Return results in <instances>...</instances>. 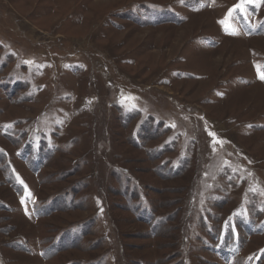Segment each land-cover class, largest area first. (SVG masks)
<instances>
[{
  "label": "rangeland",
  "instance_id": "374dc122",
  "mask_svg": "<svg viewBox=\"0 0 264 264\" xmlns=\"http://www.w3.org/2000/svg\"><path fill=\"white\" fill-rule=\"evenodd\" d=\"M264 0H0V264H264Z\"/></svg>",
  "mask_w": 264,
  "mask_h": 264
},
{
  "label": "snow or ice",
  "instance_id": "6c2138e0",
  "mask_svg": "<svg viewBox=\"0 0 264 264\" xmlns=\"http://www.w3.org/2000/svg\"><path fill=\"white\" fill-rule=\"evenodd\" d=\"M262 80H264V75H261V77H260Z\"/></svg>",
  "mask_w": 264,
  "mask_h": 264
}]
</instances>
